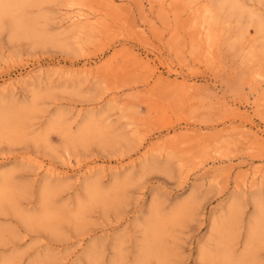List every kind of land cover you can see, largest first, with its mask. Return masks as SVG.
<instances>
[{
	"label": "rangeland",
	"instance_id": "rangeland-1",
	"mask_svg": "<svg viewBox=\"0 0 264 264\" xmlns=\"http://www.w3.org/2000/svg\"><path fill=\"white\" fill-rule=\"evenodd\" d=\"M0 264H264V0H0Z\"/></svg>",
	"mask_w": 264,
	"mask_h": 264
}]
</instances>
